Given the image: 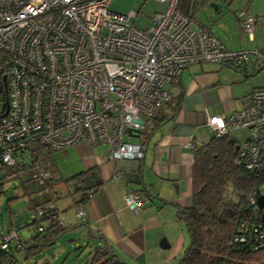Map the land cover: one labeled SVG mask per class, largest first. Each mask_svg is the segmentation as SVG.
<instances>
[{"label": "built area", "instance_id": "obj_1", "mask_svg": "<svg viewBox=\"0 0 264 264\" xmlns=\"http://www.w3.org/2000/svg\"><path fill=\"white\" fill-rule=\"evenodd\" d=\"M110 1L0 0V173L28 164L41 185L55 176L42 169L36 152L54 153L86 141L107 145L114 166L128 162L134 168L144 149L129 137L170 100L167 86L184 68L202 62L264 65V51L227 49L179 10L180 0H157L165 7L145 29L132 21L138 5L122 15L107 9ZM238 20L241 32L254 41L256 17L243 11ZM206 122L216 136L248 129L235 163L250 174H264V86L245 97L241 110L207 115ZM185 147L195 149L193 134L187 135ZM119 178L117 166L111 179ZM256 197L252 192L248 200L257 208ZM146 199L133 190L123 196L131 211ZM43 212L37 208L38 221ZM74 216L84 221V208H76ZM58 227L66 229L62 220ZM17 241L14 229L2 236L0 249ZM234 241L264 249V227Z\"/></svg>", "mask_w": 264, "mask_h": 264}, {"label": "crops", "instance_id": "obj_2", "mask_svg": "<svg viewBox=\"0 0 264 264\" xmlns=\"http://www.w3.org/2000/svg\"><path fill=\"white\" fill-rule=\"evenodd\" d=\"M196 64L184 68L178 81L167 86L171 97L175 99L173 102L178 105L177 113L153 130L158 115L153 122L147 123L148 134L134 133L129 137L130 143L144 147L138 171L131 169L128 162L115 163L114 166L108 160V146L100 150L90 147L86 142L74 145L72 150L69 148L64 152L65 156L62 151H58L44 163L45 168L55 169L61 179L86 170L92 171L91 183L86 187L92 184L95 191L83 206L84 221L73 222L75 208H68L69 204L60 208L59 218L66 230L79 223L82 231L85 230L93 239L95 247L106 245L126 264H173L180 257L188 239L178 209L188 208L191 204L194 160L193 152L185 147L187 135L193 134L196 148L201 147L213 137L206 116L229 115L241 110L245 97L253 89L259 88L253 86L233 95L230 86L222 84L219 74L221 64L217 67H194ZM222 66L239 73L242 80L243 77H250L248 69L253 72L252 75L256 71L252 63L243 66L244 69ZM216 95L217 101L213 99ZM198 101L201 102L197 106ZM163 112L168 114L169 109L165 108ZM233 130L237 129H230L229 135ZM231 138L242 144L235 136ZM57 154L64 156V162L71 164H59L54 157ZM117 166L121 178L112 180ZM130 190L142 192L147 197L137 211H131L124 204L123 196ZM75 199H80V196H75ZM162 238L169 245L166 249L159 247Z\"/></svg>", "mask_w": 264, "mask_h": 264}, {"label": "trees", "instance_id": "obj_3", "mask_svg": "<svg viewBox=\"0 0 264 264\" xmlns=\"http://www.w3.org/2000/svg\"><path fill=\"white\" fill-rule=\"evenodd\" d=\"M178 8L184 15L195 19V7L191 0H180ZM165 108L169 109L168 114H164ZM178 109L177 103L170 98L148 122H153L159 115L156 118L159 123L153 126L154 130L159 124L172 118ZM139 133L148 134L146 126ZM238 147L239 144L231 138L229 133L222 136L213 134L207 143L199 148L195 147L192 151L194 160L191 204L188 208L178 209L179 219L185 225L189 241L173 264H248L252 256L264 252V249L251 250L249 245L243 246L239 241H234L237 235L248 238L252 235L254 228L258 230L264 227V209L259 210L248 200L252 192L256 196L260 195L259 189L264 186V174H250L243 167L236 165ZM45 162L48 160L43 163L40 161L42 169L55 178L43 179L41 185L33 181V187L38 189L39 194L45 196L40 202L29 200L30 209L34 213L32 223L37 233L23 243L18 239L14 247L0 249V264H15L16 252L25 251L31 256L39 254L43 248L52 245L66 230H60L58 227L61 210L56 202L62 199V196L55 191L57 183L64 184L68 190L67 196L72 197V203L68 208H84L83 206L95 191L92 184L86 187L91 183V170L61 179L55 169L50 170L44 167ZM139 162L131 169L138 171ZM27 166L16 167L14 171L12 168L7 169L5 173H0V187L6 176L15 174V170L18 172L30 168ZM23 183L22 187L25 190V183ZM25 192L27 195L33 194L26 190ZM77 195L80 196L78 200L75 199ZM38 207L44 210L39 221L35 217ZM242 223L245 227L240 226ZM38 226H41L42 230H39ZM86 264L126 263L105 245L96 246Z\"/></svg>", "mask_w": 264, "mask_h": 264}, {"label": "rangeland", "instance_id": "obj_4", "mask_svg": "<svg viewBox=\"0 0 264 264\" xmlns=\"http://www.w3.org/2000/svg\"><path fill=\"white\" fill-rule=\"evenodd\" d=\"M191 2L194 3L195 7V20L208 28L228 49L238 51L252 50L256 47L264 51V0H191ZM137 5L139 10L136 17L132 18V21L140 29L147 28L150 24L149 19L165 7L164 3L157 0H111L107 9L111 12L126 15ZM212 5L216 6V10L213 9ZM243 11L248 12L257 19L254 41H249L248 37L241 32L238 16ZM200 65L217 67L219 64L202 62L194 65V67ZM219 67L222 84L230 86V91L233 95L247 91L253 86H264V68L254 75L248 69L250 77H243L242 80L241 75L233 69L222 65H219ZM242 68L244 69V67ZM213 99L217 101L218 95L213 97ZM171 100L175 99L171 97ZM200 102H197V106ZM249 134L250 131L247 129H237L230 133L240 143H243ZM86 143L90 147H98L100 150L106 149L105 144L93 145L87 141ZM72 147L75 148L71 146L61 151L64 153L69 148L72 150ZM54 153L40 150L36 152V156L43 163L45 160H49V157H52ZM54 157L58 159L59 164H64L65 166L71 164V162H64L65 158L61 157L60 154L54 155ZM32 174L33 171L31 169L25 168L15 176L5 177L0 187V236L15 229L17 239L23 243L36 235V227L32 223L34 213L30 209L29 200L40 202L45 196L39 194L38 189L33 187ZM23 182L25 183V190L33 192L32 195L26 194L22 187ZM55 191L62 196V199L56 202L59 209L68 204L71 205L72 197L67 196L68 190L64 184L57 183ZM259 192L260 195H264V186L259 189ZM76 220V218L73 219V222ZM183 230L186 239L189 241L184 223ZM80 231H82V226L77 223L75 227L65 230L52 245L43 248L39 254L33 256L27 255L25 251L16 252L15 264H86L88 257L94 251L95 242L85 230ZM248 264H264V252L252 256Z\"/></svg>", "mask_w": 264, "mask_h": 264}, {"label": "water", "instance_id": "obj_5", "mask_svg": "<svg viewBox=\"0 0 264 264\" xmlns=\"http://www.w3.org/2000/svg\"><path fill=\"white\" fill-rule=\"evenodd\" d=\"M213 6V9L216 10V6L215 5H212ZM262 68H264V65H262L261 67H259L258 69H256V71L254 72V74H256L257 72H259ZM256 206L259 210H262L264 209V195H258L256 197ZM168 244L165 240V238H162L160 241H159V247L162 248V249H166L168 248Z\"/></svg>", "mask_w": 264, "mask_h": 264}]
</instances>
